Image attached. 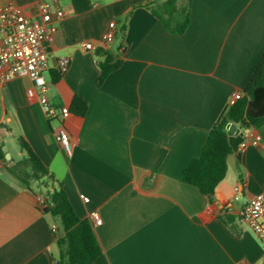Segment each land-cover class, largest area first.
Returning <instances> with one entry per match:
<instances>
[{
	"label": "crops",
	"instance_id": "0c3cea01",
	"mask_svg": "<svg viewBox=\"0 0 264 264\" xmlns=\"http://www.w3.org/2000/svg\"><path fill=\"white\" fill-rule=\"evenodd\" d=\"M42 1L0 0V7L17 4L38 20ZM57 1L65 15L53 17L57 30L44 42L49 100L71 109L78 95L87 110H71L65 121L69 156L56 140L60 121L27 94L31 79H0V264H55L58 256L52 225L59 224L37 201L45 190L34 183L35 193L10 171L27 157L21 140L80 218L101 215L94 264H264V246L239 214L264 190V124L250 127L259 140L228 156L213 201L181 179L264 55V0H191L182 32L149 8L166 0ZM181 1L179 9L188 0ZM113 25L115 38L105 43ZM102 50L122 64L99 84ZM64 56L70 65L61 73Z\"/></svg>",
	"mask_w": 264,
	"mask_h": 264
},
{
	"label": "trees",
	"instance_id": "16d2710c",
	"mask_svg": "<svg viewBox=\"0 0 264 264\" xmlns=\"http://www.w3.org/2000/svg\"><path fill=\"white\" fill-rule=\"evenodd\" d=\"M190 1L180 9L177 0H166L163 4L150 5L149 8L171 30L182 32L190 22ZM125 29V25L122 26L123 32ZM100 55L103 60L100 62L99 84L122 64L120 55L114 56L107 50H102ZM71 110L84 114L87 102L76 95ZM229 122L244 128H257L264 124V55L242 97L224 111L208 132L199 155L188 162L181 174L183 182L197 187L210 201H213L217 186L226 177L227 159L233 153L226 129ZM21 146L26 150L27 157L15 163L10 171L35 193L34 183L45 190L44 194L48 198L43 210L57 220L61 229L53 233L58 251L55 264H94L102 255L94 224L89 218L83 219L77 215L63 185H56L55 177L31 146L22 140Z\"/></svg>",
	"mask_w": 264,
	"mask_h": 264
},
{
	"label": "built area",
	"instance_id": "2783aa9c",
	"mask_svg": "<svg viewBox=\"0 0 264 264\" xmlns=\"http://www.w3.org/2000/svg\"><path fill=\"white\" fill-rule=\"evenodd\" d=\"M57 0H44L38 8L40 18L34 20L28 17L23 8L17 4H8L0 7V79L8 81L16 76H28L32 86L27 89L30 98L37 97L48 119L60 121L55 130L56 140L69 156L73 153L74 143L65 125V121L71 115L69 106H55L48 96L49 84L46 74L51 68L50 56L44 45L48 39H52L57 26L52 22L53 17L62 18L65 13L57 6ZM115 38V27L103 36L105 43H110ZM86 50H93L92 42H83ZM70 65V58L61 57L58 61V69L65 73ZM241 91H235L229 105H234L241 97ZM244 140L239 144L243 149L248 144V139L259 140L260 136L253 128H246ZM2 161L0 160V166ZM236 192L239 190L237 186ZM84 201H89L87 196H82ZM44 193L37 195V201L43 208L47 201ZM243 220L250 226L264 246V190L256 194L239 212ZM89 219L94 225L102 224L103 220L98 211L90 213ZM58 225H52V232H58Z\"/></svg>",
	"mask_w": 264,
	"mask_h": 264
},
{
	"label": "water",
	"instance_id": "95a60500",
	"mask_svg": "<svg viewBox=\"0 0 264 264\" xmlns=\"http://www.w3.org/2000/svg\"><path fill=\"white\" fill-rule=\"evenodd\" d=\"M229 143L232 147L233 152L238 153L239 144L244 140L245 131L237 125L235 122H229L226 125ZM7 157L10 158V155L7 154Z\"/></svg>",
	"mask_w": 264,
	"mask_h": 264
},
{
	"label": "rangeland",
	"instance_id": "374dc122",
	"mask_svg": "<svg viewBox=\"0 0 264 264\" xmlns=\"http://www.w3.org/2000/svg\"><path fill=\"white\" fill-rule=\"evenodd\" d=\"M185 3V0H182L181 2H180V4H184Z\"/></svg>",
	"mask_w": 264,
	"mask_h": 264
}]
</instances>
